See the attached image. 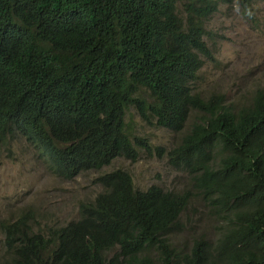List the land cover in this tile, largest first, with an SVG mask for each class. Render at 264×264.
I'll use <instances>...</instances> for the list:
<instances>
[{
    "label": "trees",
    "instance_id": "1",
    "mask_svg": "<svg viewBox=\"0 0 264 264\" xmlns=\"http://www.w3.org/2000/svg\"><path fill=\"white\" fill-rule=\"evenodd\" d=\"M256 1L0 0V147L25 139L64 180L140 151L188 176L174 190L103 172L45 233L32 206L1 213L0 264H264V86L240 106L199 88L217 50L207 20ZM129 106L176 142L132 134Z\"/></svg>",
    "mask_w": 264,
    "mask_h": 264
},
{
    "label": "rangeland",
    "instance_id": "2",
    "mask_svg": "<svg viewBox=\"0 0 264 264\" xmlns=\"http://www.w3.org/2000/svg\"><path fill=\"white\" fill-rule=\"evenodd\" d=\"M206 29L217 42V50L215 60L202 69L199 88L206 94L221 91L237 106L247 103L253 88L264 86V0L253 3L247 13L236 6L222 5L207 20ZM208 45L214 48L211 41ZM125 121L132 134L147 137L153 146L168 150L176 142L172 132L146 123L132 106L128 107ZM116 168L127 170L138 188L157 184L180 190L188 182L187 174L174 170L165 155L157 157L143 151L135 161L117 157L99 170H88L64 180L45 165L40 151L20 138L13 141L9 151L0 149V214L5 209L17 214L21 208L32 206L35 213L32 229L44 233L49 226L76 218L78 202L92 200L102 190L94 179ZM205 209L202 203L198 205L199 212ZM198 215H193L192 220ZM200 223L204 225L203 221ZM190 234L189 231L177 236L173 243L189 239Z\"/></svg>",
    "mask_w": 264,
    "mask_h": 264
},
{
    "label": "clouds",
    "instance_id": "3",
    "mask_svg": "<svg viewBox=\"0 0 264 264\" xmlns=\"http://www.w3.org/2000/svg\"><path fill=\"white\" fill-rule=\"evenodd\" d=\"M222 5H226V4H222ZM222 5H220V6H222ZM220 6H219V8H220ZM229 6V5H228ZM218 8V9H219ZM218 11V10H217ZM210 63V62H209ZM209 63H207L206 65H208ZM206 65H204L203 67H202V69L206 66ZM202 69H201V72H202ZM0 149H3V147H0ZM40 156L42 157V161L45 163V165L48 167V165H47V161H46V157H45V155H44V152L43 151H40ZM49 168V167H48ZM20 211V210H19ZM5 212H7L6 211V209H5ZM45 232H46V230H45ZM44 232V233H45ZM43 233V232H42Z\"/></svg>",
    "mask_w": 264,
    "mask_h": 264
}]
</instances>
